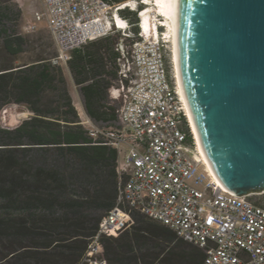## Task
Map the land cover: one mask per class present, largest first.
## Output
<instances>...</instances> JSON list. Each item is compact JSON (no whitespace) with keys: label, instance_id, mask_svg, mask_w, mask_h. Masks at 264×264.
<instances>
[{"label":"trees","instance_id":"16d2710c","mask_svg":"<svg viewBox=\"0 0 264 264\" xmlns=\"http://www.w3.org/2000/svg\"><path fill=\"white\" fill-rule=\"evenodd\" d=\"M118 13L137 21L136 11ZM13 16L0 4V110L23 105L32 114L13 127L0 124V263L75 264L115 203L116 150L78 123L62 71L45 52L16 64L28 39L14 28ZM114 43L113 36L91 40L73 49L66 63L95 121L115 118L106 101L118 55ZM192 142L189 135L185 143ZM132 217L130 230L101 236L109 264L201 263L202 251L169 228L138 212Z\"/></svg>","mask_w":264,"mask_h":264},{"label":"built area","instance_id":"2783aa9c","mask_svg":"<svg viewBox=\"0 0 264 264\" xmlns=\"http://www.w3.org/2000/svg\"><path fill=\"white\" fill-rule=\"evenodd\" d=\"M148 5L145 0H42V11L34 12L36 20L45 19L56 50L53 64L66 65L70 52L91 40L120 38L108 87L115 118L97 122L83 110L77 114L89 136L116 150V199L75 264H109L101 236L130 230L134 212L200 249V264H264V200L253 201L254 193L232 194L196 156L163 26L155 21L152 35L142 29L140 13ZM121 9L138 10L136 23L123 18L119 26Z\"/></svg>","mask_w":264,"mask_h":264},{"label":"water","instance_id":"95a60500","mask_svg":"<svg viewBox=\"0 0 264 264\" xmlns=\"http://www.w3.org/2000/svg\"><path fill=\"white\" fill-rule=\"evenodd\" d=\"M174 56L218 179L234 195L264 191V0H177Z\"/></svg>","mask_w":264,"mask_h":264},{"label":"rangeland","instance_id":"374dc122","mask_svg":"<svg viewBox=\"0 0 264 264\" xmlns=\"http://www.w3.org/2000/svg\"><path fill=\"white\" fill-rule=\"evenodd\" d=\"M41 1L42 0H0L1 6L8 7L11 14L16 13V16H13L14 21H12L14 28L28 39V45L26 47L28 52L22 55V61L35 57L41 51L45 52L48 56L53 52V42L46 28L45 19L36 20L34 16L35 11H42ZM31 23L35 24V29L27 30L25 27ZM68 90L74 101H76L77 96L79 98L81 97L78 90L75 92L70 84L68 85ZM24 118L25 115H22L19 107L14 104L6 105L0 110V124L2 126L13 127ZM188 148V153L191 154L193 148L191 145L188 146ZM254 194L255 195H251L253 201L262 202L264 200V195H259L258 192H254ZM1 249L3 248L0 242V250Z\"/></svg>","mask_w":264,"mask_h":264},{"label":"bare ground","instance_id":"6f19581e","mask_svg":"<svg viewBox=\"0 0 264 264\" xmlns=\"http://www.w3.org/2000/svg\"><path fill=\"white\" fill-rule=\"evenodd\" d=\"M149 5L146 6V9L140 13L142 29L144 31H150L151 35L154 33L156 28V22L160 23V26H163L162 31L164 41L168 43V47L170 49V56L172 62V68L176 79L175 74V56H174V48H175V32H176V16H177V0H145ZM117 24L119 26H124V21L122 18L116 17ZM176 88L179 92L181 99L182 95L180 93L178 84L176 82ZM184 103V101H183ZM185 105V104H184ZM186 108V106H185ZM187 117L190 124V129L193 134L196 156L202 160V164L207 172L211 175V177L223 187H225L220 180L218 179L213 167L211 166L206 152L202 146L198 133L192 123V120L189 116V113L186 109ZM226 188V187H225Z\"/></svg>","mask_w":264,"mask_h":264},{"label":"crops","instance_id":"0c3cea01","mask_svg":"<svg viewBox=\"0 0 264 264\" xmlns=\"http://www.w3.org/2000/svg\"><path fill=\"white\" fill-rule=\"evenodd\" d=\"M49 33V32H48ZM50 35V34H49ZM120 42L119 41H115V43H114V45L116 46V44H119ZM118 46V45H117ZM121 46V45H120ZM119 46V50H121V47ZM28 52V50H26V51H24L23 53H21L20 55H19V57H18V60L16 61V64H18V65H21V64H23V63H30L32 60H34V57L33 58H30V59H28V60H26V61H22V55L23 54H25V53H27ZM83 52V50H81V51H77V52H75L74 53V56H78V54H80V53H82ZM56 55V50H55V47H54V44H53V52H52V54L51 55H49V62L51 63V64H53L52 63V61H51V59L54 57ZM53 65H55V66H58V67H60V69H61V71H62V74H63V77L65 78V80H66V83H67V87H68V85L70 84L71 86H72V88L74 89V91L76 92L77 91V87L75 86V84L73 83V81H72V77H71V74H70V72H69V70H68V67H67V64L66 65H63V64H53ZM69 91V90H68ZM109 90H108V95H107V104L108 105H110V106H112L111 104H110V97H109ZM69 94H70V92H69ZM71 96V95H70ZM71 100H72V104H73V106H74V108H75V110H76V113L78 114V111H84L85 113H86V111H85V109H84V106H83V102H82V98L80 97H76V101H74L73 100V98H72V96H71ZM76 102V103H75ZM16 106H18L19 107V109L21 110V113H22V115H25V117H27V116H29V115H31L32 113H31V111L29 110V109H27L25 106H23V105H16ZM113 108V107H112ZM87 114V113H86ZM89 116V115H88ZM97 122H102V121H97Z\"/></svg>","mask_w":264,"mask_h":264},{"label":"flooded vegetation","instance_id":"af4514ba","mask_svg":"<svg viewBox=\"0 0 264 264\" xmlns=\"http://www.w3.org/2000/svg\"><path fill=\"white\" fill-rule=\"evenodd\" d=\"M115 41H120V38L118 36H114Z\"/></svg>","mask_w":264,"mask_h":264},{"label":"clouds","instance_id":"9594fccd","mask_svg":"<svg viewBox=\"0 0 264 264\" xmlns=\"http://www.w3.org/2000/svg\"><path fill=\"white\" fill-rule=\"evenodd\" d=\"M137 11H138V10H136V15H137V19H138V14H137Z\"/></svg>","mask_w":264,"mask_h":264}]
</instances>
